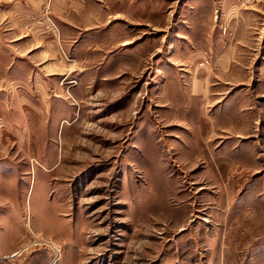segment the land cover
<instances>
[{
  "label": "rangeland",
  "instance_id": "1",
  "mask_svg": "<svg viewBox=\"0 0 264 264\" xmlns=\"http://www.w3.org/2000/svg\"><path fill=\"white\" fill-rule=\"evenodd\" d=\"M0 264H264V0H0Z\"/></svg>",
  "mask_w": 264,
  "mask_h": 264
}]
</instances>
